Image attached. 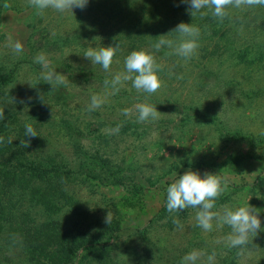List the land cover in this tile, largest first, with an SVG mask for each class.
Returning a JSON list of instances; mask_svg holds the SVG:
<instances>
[{
  "label": "rangeland",
  "instance_id": "374dc122",
  "mask_svg": "<svg viewBox=\"0 0 264 264\" xmlns=\"http://www.w3.org/2000/svg\"><path fill=\"white\" fill-rule=\"evenodd\" d=\"M0 1L1 53L13 55L5 47L11 37L23 45L22 53L13 58L28 52L34 60L43 53L68 81L67 86L52 88L41 80L39 64L38 74L27 73L28 64H23L20 82L25 91L13 92L22 111L31 116L28 122L44 139L45 151L59 162L77 161L73 144H80L82 163L102 178L73 173L60 179L64 209L92 217L97 232L120 226L113 252L123 264H180L192 251L201 253L197 264H208L210 255L213 264H264V231L249 236L253 242L246 246L229 247V226L213 221L212 230L205 231L197 224L199 208L169 212L165 206L166 189L178 175L189 169L217 173L224 191L213 211L250 204L264 225V6L229 7L225 19L210 24V11L192 17L186 0H89L84 9L64 13L51 8L40 12L28 0ZM181 22L200 29L196 54L185 60L171 48L156 52L153 45L160 35L176 39V33L168 32ZM116 43L120 51L108 71L83 56L91 46ZM141 49L152 51L162 66L160 88L147 95L132 88L131 81L118 91L106 87L105 81L125 71L126 56ZM34 78L42 82L32 93ZM41 94L43 102L38 99ZM92 95L106 99L89 111ZM140 103L157 105L158 118L137 122L135 105ZM125 108L130 110L128 117L122 114ZM115 170L123 184L107 183ZM4 177V182H13L1 173L0 179ZM15 182L28 186L26 198L52 197L40 178L23 173ZM69 197L76 200L67 203L72 207L65 206ZM32 204L31 212H37L42 223L52 202ZM89 204L104 207L90 210ZM25 205L18 207L20 217L28 213ZM108 211L113 214L111 224L104 222ZM38 234L45 237L44 232ZM24 236L18 234L19 239ZM18 255L10 251L8 256Z\"/></svg>",
  "mask_w": 264,
  "mask_h": 264
},
{
  "label": "trees",
  "instance_id": "16d2710c",
  "mask_svg": "<svg viewBox=\"0 0 264 264\" xmlns=\"http://www.w3.org/2000/svg\"><path fill=\"white\" fill-rule=\"evenodd\" d=\"M3 6L4 1H0V15ZM207 20L210 24L219 22L218 18H211V15ZM23 53L21 58L15 59L13 55L0 51V114H2L0 138H3L0 140V174H8L9 181L13 180L8 183V178L6 182H4L5 177L0 179V264H123L124 261L113 252L115 240L121 230L120 226L97 232L98 224L92 217L80 211L76 215L74 211L63 207L64 189L60 179L78 173L102 180L98 176L99 172H93L92 167L82 163L81 157H85L83 147L77 143L73 144L77 161L70 163L64 159L59 162L55 156L45 151L46 144L42 137L40 139L38 134L34 137L24 135V123L28 122L31 116L22 111L23 104L15 98L13 91L18 89L22 94L25 91L22 80L20 82L24 73L23 68H26L23 66L24 63L28 64L27 73L39 72L32 58L33 55L30 56L28 52ZM91 74L97 75L95 71ZM40 82L42 81L39 78H34V83L30 86L32 93ZM16 107L19 110H16ZM69 131L72 133L71 130ZM9 138L13 140L12 143L8 142ZM103 161L109 164L107 160ZM70 165L75 168L69 169ZM118 172L115 170V177L106 178L108 184H123L124 178ZM23 173L42 179L45 190L52 197L44 198L39 194L40 197L36 199L33 196L26 198L28 186L22 182H15V179ZM34 200L37 204L40 201L45 206L48 202H52L50 206L52 209L47 206L42 223L38 222L37 212H31ZM65 201V206L67 203H76L73 197H69V202L67 198ZM77 204L79 205L78 201ZM20 205H25L27 208L28 213L24 217H20L21 212L18 208ZM44 227L47 229L43 231ZM42 232L45 233V237L38 234ZM22 233L26 236L19 239L18 234ZM251 242L253 241L248 240V243ZM10 251L19 253L18 257L8 256Z\"/></svg>",
  "mask_w": 264,
  "mask_h": 264
},
{
  "label": "clouds",
  "instance_id": "9594fccd",
  "mask_svg": "<svg viewBox=\"0 0 264 264\" xmlns=\"http://www.w3.org/2000/svg\"><path fill=\"white\" fill-rule=\"evenodd\" d=\"M186 2L190 5L188 11L192 17L197 13L202 16L206 15L207 13L202 10L207 9L213 17L219 19H223L227 15L226 10L229 7L264 6V0H186ZM28 3L40 12L51 8L64 13L69 10L73 12L74 8L84 9L89 0H28ZM173 32L177 34L176 39H168L166 34H162L153 45L154 50L158 52L162 47H167L171 48L178 57L185 60L192 58L199 47L200 29L191 23L181 22L168 33ZM5 47L15 56L20 55L23 51L22 43L18 40H12L11 37L8 38ZM119 51L118 43L105 47L91 46L84 52L83 56L90 59L93 65H99L103 70L108 71L112 65L113 57ZM34 62L41 66L40 78L42 81L49 83L52 88L67 86L66 75L52 68L45 54L41 53L35 56ZM124 69V72L116 74L110 82L105 81V86H110L113 91H118L122 83L131 81L132 88L138 93L147 95L155 93L161 86L162 66L156 62L152 51L145 49L131 51L125 58ZM38 99L43 102L45 97L41 94ZM105 99V96L92 95L88 110L92 111L99 108ZM135 111L137 122L154 121L160 113L157 105L153 106L147 103L135 105ZM122 114L128 117L130 110L125 108L122 110ZM0 118H2V114H0ZM24 135L26 137L37 136L36 130L29 122L24 123ZM2 139L0 138V140ZM12 141L9 138L8 142L12 143ZM223 191L224 181L217 173H201L189 169L182 175H178V178L167 187L165 206L169 212L182 211L189 207L199 208L200 211L196 215V220L200 228L211 231L213 221L227 225L231 229L227 237L228 246L241 248L248 243L249 236L258 234V231H264V225H262L259 212L250 204L249 206L225 207L222 213L213 211L215 200ZM89 207L90 210L95 209L90 204ZM112 221V211H108L104 222L111 224ZM200 256L201 253L192 251L182 257L180 264H197ZM213 260L214 256L207 257L208 264H213Z\"/></svg>",
  "mask_w": 264,
  "mask_h": 264
}]
</instances>
